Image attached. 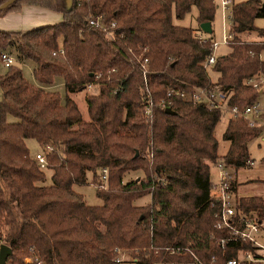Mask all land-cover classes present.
<instances>
[{
  "label": "trees",
  "instance_id": "1",
  "mask_svg": "<svg viewBox=\"0 0 264 264\" xmlns=\"http://www.w3.org/2000/svg\"><path fill=\"white\" fill-rule=\"evenodd\" d=\"M26 4L62 12L63 20L26 31L0 28V52L16 58L7 67L0 62V245L13 249L7 264H28L29 256L43 264L191 260L168 251L176 245L189 246L206 264L236 256L238 246L223 248L217 242L218 203L207 160L223 157L236 168L245 166L249 144L261 128L230 118L222 134L228 146L220 154V108L175 96L170 107L176 112L169 113L160 101L169 85L191 89L215 83L233 90L232 104L255 100L258 92L245 79L264 71V39L240 34L264 35V28L254 24L264 15V0H233L231 49L211 68L204 61L214 38L202 37L200 25L175 23L174 16L182 18L196 7L200 24L213 23L215 0H73L71 5L68 0H16L0 15ZM100 13L106 21H117L114 38L90 24V16ZM146 57L149 92L139 66V58ZM29 62L35 82L21 66ZM211 70L219 74L217 82ZM59 77L65 95L49 89ZM91 82L99 84V92L87 96L86 120L72 94ZM10 114L16 120H8ZM29 138L47 155L50 182L33 158ZM104 166L110 188L97 187L103 203L89 204L75 186L87 184L90 171L96 184ZM130 170H142L145 178L124 182ZM232 184L237 187V180ZM146 192L151 201L141 209L135 199ZM239 206L264 216V196H241ZM117 248L135 260L117 261Z\"/></svg>",
  "mask_w": 264,
  "mask_h": 264
},
{
  "label": "built area",
  "instance_id": "2",
  "mask_svg": "<svg viewBox=\"0 0 264 264\" xmlns=\"http://www.w3.org/2000/svg\"><path fill=\"white\" fill-rule=\"evenodd\" d=\"M233 0H219L218 6L223 10L224 20V36L223 41L229 45L234 37L232 16ZM230 15L228 17L227 12ZM230 18V25L227 24ZM90 24L103 29L110 37L114 38L116 20L106 21L105 15L92 14L89 18ZM205 40V39H204ZM219 42L213 39V51L204 61L206 68H211L217 61L216 50L219 47ZM56 53V52H54ZM16 58L8 51L0 52V62L4 66H9L14 63ZM139 66L143 74L144 83L148 92L149 89V59L139 58ZM101 73L97 74L99 78ZM245 83L254 88L258 92V96L252 102L245 106L230 103V98L233 95V90H223L220 84L215 83L211 86L193 85L191 89L176 87L169 85L166 89V95L161 99V103L165 106H170L173 102V97L179 96L185 101L202 103L209 107L220 108L223 114L228 113L229 118H243L251 127L261 128L260 135H264V71L256 72L247 77ZM153 101H150L146 116L149 118L152 115ZM259 135V136H260ZM264 138V137H263ZM33 158L43 169L49 165L47 155L42 150L37 151ZM255 161L252 158L247 160L244 167H250ZM217 168L216 178L212 179V196L217 201L218 206L215 212L216 221L214 227L221 232L219 236L215 232L217 242L223 248L232 243L237 247V255L229 257L223 264H241L248 262L249 264H264V216L259 215L257 209L243 210L240 204L241 196L237 193V187L232 184L237 178L238 169L233 165L226 163L223 159L215 163ZM109 182V167L104 166L99 171V181L95 184L97 187L106 188ZM170 253H176L181 256H191V260L169 261L164 264H206L201 257L186 245L168 246ZM121 249L117 248L116 260L121 261L126 259L125 254L121 253ZM133 258V257H132ZM28 264H43L42 259L38 256H29L26 258Z\"/></svg>",
  "mask_w": 264,
  "mask_h": 264
},
{
  "label": "rangeland",
  "instance_id": "3",
  "mask_svg": "<svg viewBox=\"0 0 264 264\" xmlns=\"http://www.w3.org/2000/svg\"><path fill=\"white\" fill-rule=\"evenodd\" d=\"M215 1L217 2V4H219V0H215ZM236 1H242V0H236ZM227 15L229 17L230 15L229 11L227 12ZM174 22L178 24L188 25L194 28H198L200 23L197 20L196 7H193V9L182 18H178L177 16H174ZM229 23H230V18H228V21H227L228 25H230ZM254 24L259 28H264V15L256 17L254 20ZM7 25L8 27H10L9 24ZM213 27H214V33L210 34V36L216 39L220 43L219 47L216 50V54L221 55V54L229 52L231 49L230 46L225 44V42L223 41L224 20H223V10L221 9V7L217 8L216 17L213 22ZM197 31L199 32V29ZM240 35L244 39H254V40L264 39V35H261L258 31H255V30L246 31L244 33H241ZM21 66H22L25 76L29 80L35 82L36 79L32 73L33 64L31 62L26 63V64L21 63ZM1 70L2 71L5 70V67L3 66ZM210 72H211L212 79L214 80V82H217L219 74L215 73L213 70H211ZM61 80L62 78L58 79V81L55 84L49 86V89L59 90L63 95H65L64 83ZM98 92H99V84H97L96 82H91L87 84L85 88L77 92H74L72 94L73 98L75 99V101L77 102L78 106L80 107L83 113V117L86 120H90V112H89V107L87 103V96L98 93ZM2 96H3V92H2V87L0 85V101L2 99ZM229 119L230 118H229L228 113L223 114L216 128V134L220 141V148H219V151L221 152L220 154L224 153L228 146V142L223 139L222 134L228 124ZM8 120L10 121L16 120V117L10 114L8 115ZM263 137L264 135H260L254 140H252L249 144L251 158L255 161V163L251 165L250 167L243 166V169H241L238 173H236V176L239 180L250 183L251 189H253L254 191L253 195H260V196H264V193H263L264 192V138ZM27 144L29 145L31 149L32 155H35L37 151H40L41 149L39 143L34 138H29L27 140ZM219 158L223 159V157H219ZM207 162H209L210 164L212 178L215 179L216 173H217V168L215 167V163L217 161L213 162V161L207 160ZM45 170L48 174V182H50L51 174L53 170L50 168L45 169ZM139 172L141 173L142 170L127 171V174L124 176V182L132 178L133 179H142V178L144 179L145 178L144 173L142 172L141 175H138ZM88 174H89L88 183L85 185H76L75 188L78 192L84 193L87 203L102 204L103 200L97 196V186L92 181L94 179V173L90 171ZM109 188H110V184L108 182V185L105 189H109ZM150 201H151V194L146 192L140 197H137L135 199V204L142 209V208H146ZM121 253L125 254L126 260H135V258L131 259L133 256L128 251L122 250ZM126 264H136V263L127 262ZM157 264H164V262L163 263L159 262Z\"/></svg>",
  "mask_w": 264,
  "mask_h": 264
},
{
  "label": "crops",
  "instance_id": "4",
  "mask_svg": "<svg viewBox=\"0 0 264 264\" xmlns=\"http://www.w3.org/2000/svg\"><path fill=\"white\" fill-rule=\"evenodd\" d=\"M62 20H63L62 12L55 11L47 7H43L41 5L26 4L23 6L21 11H11L0 15V28L7 30L26 31L37 26L56 23ZM7 24H9L10 27H8ZM212 27H213V23H212ZM202 31H203L202 37H207L210 34L214 33V27L212 33L205 32L203 29ZM241 169H243V167L238 169L237 173ZM236 180L238 182L237 193L239 196L254 194L253 189H251L250 183H247L246 181L243 182L238 178H236Z\"/></svg>",
  "mask_w": 264,
  "mask_h": 264
},
{
  "label": "water",
  "instance_id": "5",
  "mask_svg": "<svg viewBox=\"0 0 264 264\" xmlns=\"http://www.w3.org/2000/svg\"><path fill=\"white\" fill-rule=\"evenodd\" d=\"M16 0H6L3 3L0 4V11L6 7H8L10 4H12ZM69 4L71 5L73 0H68ZM262 8L264 9V4L262 5ZM200 27L208 33L213 32L212 22L211 21H203L200 24ZM166 111L169 113H175L176 111L172 107H167ZM13 253V249L10 245L6 243H2L0 245V264H7V260L9 256Z\"/></svg>",
  "mask_w": 264,
  "mask_h": 264
}]
</instances>
